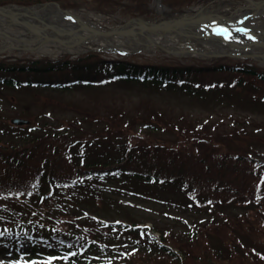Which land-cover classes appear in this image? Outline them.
<instances>
[{
	"label": "trees",
	"instance_id": "16d2710c",
	"mask_svg": "<svg viewBox=\"0 0 264 264\" xmlns=\"http://www.w3.org/2000/svg\"><path fill=\"white\" fill-rule=\"evenodd\" d=\"M42 1L49 0H0V4ZM56 1L63 7L85 5L95 12L119 11L123 16L151 11L150 0ZM208 1L163 0L176 12L192 2ZM116 82L155 85L159 89L178 87L188 94L248 88L254 98L264 99V66L249 59L220 57L181 63L169 58L138 59L137 54L106 57L103 51L93 49L75 56L0 57V86L4 87L64 89ZM10 125L15 129L13 136L19 139L0 138V196L29 198L43 194L48 186L72 191L81 183L133 177L146 183L172 184L191 197L187 199L193 207L211 204L244 208L237 212L222 209L219 219L200 222L184 234L166 228H157L156 234L134 222L127 223L130 227H123L136 237L135 246L110 264H264V204L259 206L258 202L264 195V159L222 151L221 141L194 135L182 117L169 119L155 109L130 115L81 114L76 120L57 122L58 129L53 133H42L50 123L37 119L30 124ZM118 134L120 138L114 136ZM93 149L101 152L93 155ZM47 234L83 246L79 237ZM137 237L142 239L138 241ZM99 243L104 250L106 247ZM106 254L114 253L108 250ZM72 256L87 264L89 252Z\"/></svg>",
	"mask_w": 264,
	"mask_h": 264
},
{
	"label": "rangeland",
	"instance_id": "374dc122",
	"mask_svg": "<svg viewBox=\"0 0 264 264\" xmlns=\"http://www.w3.org/2000/svg\"><path fill=\"white\" fill-rule=\"evenodd\" d=\"M80 3L79 0H75ZM248 0H216L208 6L219 14L229 16L233 12H253ZM151 9L149 19H160L165 11L157 0L149 2ZM87 6L73 7V11L83 15L90 11L97 16L93 20L100 26L110 28L120 26L128 20L119 11L112 14L94 13L86 10ZM171 8V7H170ZM251 24L258 20L264 22V12L254 15ZM237 22H232L236 26ZM17 29L16 25H12ZM47 30H51L47 27ZM0 31V43H4L9 36ZM29 37V35H27ZM30 38V37H29ZM41 41V40H40ZM37 40L28 41L35 45L29 50L8 49L5 52L10 56H40L37 52ZM56 43V42H55ZM93 44V43H92ZM256 47H260L256 45ZM105 55H115V50L108 48ZM59 52L50 57H57ZM138 59L164 61L172 59L181 63H196L197 57L191 55H176L159 47L143 48L134 52ZM258 65L264 62L253 60ZM217 91V90H216ZM213 94L203 92L188 94L176 88L159 89L155 85H140L133 82H116L105 85H76L64 89L51 88H15L0 86V138L3 140L19 139L14 135L15 130L9 123L14 115L37 119L39 122L50 123L42 133H53L57 122L78 119L83 115H108L110 112H125L126 115L148 110H159L166 118L182 117L188 131L204 138H214L221 141L222 151L237 152L264 158V101L254 98L248 88L228 90L219 88ZM122 109V110H120ZM85 128L92 129L87 123L81 122ZM192 124V126H187ZM202 124L204 127H202ZM116 126V124H114ZM115 133H119L112 125ZM34 131L33 129L30 132ZM172 136L171 133L165 132ZM118 138L121 135H114ZM100 153L101 150L93 152ZM70 190L57 191L59 196L43 198L36 197L29 200L0 198V217L7 223L4 231H11L19 235L25 233L39 234L55 231L65 236H80L82 239L96 238L105 241L111 247L130 251L135 246V236L125 228L122 231L111 230L96 220H123L146 223L157 228H167L176 234H183L190 225L201 221L211 220L216 211H243V207H224L213 205L209 207H193L188 204L184 192L172 184L158 185L138 181L133 177H120L110 181L99 179L91 183L80 185ZM1 224V222H0ZM158 230V229H157ZM15 236V235H14ZM137 240L139 241L140 239ZM28 239H21L20 245H26ZM43 251L50 246H59L60 243L50 240L47 245L38 243ZM41 245V246H40ZM19 246V245H18ZM37 247V245H36ZM61 247V246H60ZM113 248V249H114ZM53 257V256H51ZM55 258L58 256H54ZM63 257L62 259H64ZM96 259V258H95ZM48 260V259H46ZM55 259L51 262L39 261L17 251L14 241L0 240V264H61ZM45 261V260H44ZM98 261L95 264H106Z\"/></svg>",
	"mask_w": 264,
	"mask_h": 264
},
{
	"label": "bare ground",
	"instance_id": "6f19581e",
	"mask_svg": "<svg viewBox=\"0 0 264 264\" xmlns=\"http://www.w3.org/2000/svg\"><path fill=\"white\" fill-rule=\"evenodd\" d=\"M252 9V13L248 10L245 12L232 13L229 16L219 14L216 10L206 11L205 9H194L187 13L185 16L171 21L167 24L168 30L164 32H144L136 33L128 36L119 35H101L97 37H91L90 41H94L100 45L111 46L121 51H132L143 48H165L172 52H181L185 55H191L189 49L196 50L195 52H231L234 48H240L238 43L247 42L252 39V36L264 37V22L258 20L256 23L251 24V19L255 18L254 15L262 14L264 12V0L253 2L251 1L247 8ZM161 10L163 8L161 7ZM206 10V9H205ZM8 11H11L17 17L25 18L27 25L33 30L46 31L45 24L55 28H62L63 31H68L71 27L77 28V23L73 20V17L68 13L61 11L57 8L46 7L42 9H21L17 7H10ZM87 24L92 27L98 26L93 20L97 16L91 12H83L80 15ZM139 22L138 24L144 26L141 20L131 19L126 23L130 25L132 23ZM232 22H239L241 29L247 33L240 32H228L222 29L220 23L225 24V28ZM79 24V23H78ZM12 25H16L17 29L11 28ZM224 28V27H223ZM174 30V31H173ZM219 34V37L225 40H219L215 36L206 35L211 31ZM0 31L7 32L8 38L4 41L6 44L21 45L27 43V32L23 30L15 21L9 19L6 16H0ZM175 31H181L183 35L190 38L189 42L191 48L183 44L179 38L174 34ZM53 35H60L54 31H49ZM198 33H203L199 34ZM226 41V43H224ZM233 43V44H230ZM236 43V44H234ZM71 44L65 42L55 43L52 41L40 43L37 47V52L43 54L55 55L61 51L72 49ZM257 47H251L247 51H256Z\"/></svg>",
	"mask_w": 264,
	"mask_h": 264
},
{
	"label": "water",
	"instance_id": "95a60500",
	"mask_svg": "<svg viewBox=\"0 0 264 264\" xmlns=\"http://www.w3.org/2000/svg\"><path fill=\"white\" fill-rule=\"evenodd\" d=\"M49 4V2H43L40 5V7H46ZM54 4L56 5V7H58L60 9V6L57 2H54ZM10 5H14L17 7H24V8H31V6H24V5H17V4H5V5H0V15L1 16H6L9 19H12L13 21L20 23L28 32L29 36L33 39H39L42 38V41H47V40H52V41H56V42H65L66 44H71V48L72 50H78L80 48V46L89 41L91 39L92 36H97V35H131L134 33H144V32H164L166 30H168L167 28V24L171 23V21L181 18L183 17V15H179L178 17H172V18H167V19H163L161 21H150V20H141L142 23H144V26L139 25V22H135L132 23L130 25H126L123 24L120 28H111L108 30H103L101 28L98 27H92L91 25L87 24L85 21L79 19L77 16H74L75 19L77 21H79V23L82 25L81 26V31L80 33H75L72 36L68 37V38H61L58 36H54L50 33L47 32H42V31H38V30H33L30 29L27 25V21L25 18L22 17H17L15 14L10 13L9 10V6ZM174 31V30H173ZM175 35H177L183 42H186V35H183V33H181L180 31H175L174 33ZM260 43H263V41H260ZM8 48H18V49H29L30 47L25 46V45H21V46H15L12 44H7V45H3L0 44V51L6 50ZM223 53H218V52H211V53H207V55H213V56H218V55H222ZM227 55H234L237 56L238 54H231V53H225ZM244 56H250L253 58L258 57V53L255 52H250V53H245V54H241ZM264 55V54H261ZM12 122L15 123H25L26 120L23 118H19V117H14L11 119Z\"/></svg>",
	"mask_w": 264,
	"mask_h": 264
}]
</instances>
